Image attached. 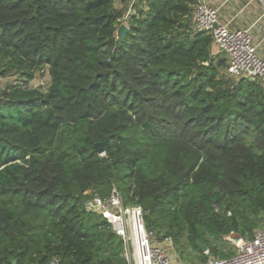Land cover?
Listing matches in <instances>:
<instances>
[{
	"label": "trees",
	"instance_id": "16d2710c",
	"mask_svg": "<svg viewBox=\"0 0 264 264\" xmlns=\"http://www.w3.org/2000/svg\"><path fill=\"white\" fill-rule=\"evenodd\" d=\"M196 3L0 0V77L17 78L0 92V264H128L84 205L113 189L202 264L264 227V88L226 74Z\"/></svg>",
	"mask_w": 264,
	"mask_h": 264
},
{
	"label": "built area",
	"instance_id": "2783aa9c",
	"mask_svg": "<svg viewBox=\"0 0 264 264\" xmlns=\"http://www.w3.org/2000/svg\"><path fill=\"white\" fill-rule=\"evenodd\" d=\"M192 22L194 31L210 34L213 46L224 54L226 74L264 88V59L256 53L251 28L228 29L219 22L217 11L203 1L194 6ZM84 205L88 212L99 214L121 239L123 257L128 264H172L170 239L156 241L154 235L145 229L140 207H124L116 190L113 189L104 200L92 196ZM226 240L235 247V253L224 259L211 258L206 264H264V227L255 231L249 240L231 237ZM203 252L207 254V251ZM47 264H59V260L52 257Z\"/></svg>",
	"mask_w": 264,
	"mask_h": 264
},
{
	"label": "crops",
	"instance_id": "0c3cea01",
	"mask_svg": "<svg viewBox=\"0 0 264 264\" xmlns=\"http://www.w3.org/2000/svg\"><path fill=\"white\" fill-rule=\"evenodd\" d=\"M205 2L215 9L218 20L230 30L250 29L252 43L257 55L264 59V0H197ZM212 53H216L215 46ZM214 49L215 52H214ZM172 248L169 256L172 264H183L178 260Z\"/></svg>",
	"mask_w": 264,
	"mask_h": 264
},
{
	"label": "rangeland",
	"instance_id": "374dc122",
	"mask_svg": "<svg viewBox=\"0 0 264 264\" xmlns=\"http://www.w3.org/2000/svg\"><path fill=\"white\" fill-rule=\"evenodd\" d=\"M130 2H131V0H125V2H123V3L121 2V0H115V7L121 8L122 5H124V4L128 6ZM116 37H117V33H116ZM215 50L216 49H214V52H215ZM213 54H215V53H213ZM16 79L17 78L15 76H8L5 78L0 77V92L2 90L6 89L7 86L13 85L14 83H16L17 82ZM47 83H48L47 75L45 73L37 72L34 79L29 82V87L40 88L41 90H45L47 87ZM170 247L174 251L172 245H170ZM226 249L227 248L225 247V250ZM174 253H175L177 259L178 260L180 259L181 263H183V264H202L200 262V260L198 259L199 255L190 249H185L181 255L175 251H174Z\"/></svg>",
	"mask_w": 264,
	"mask_h": 264
},
{
	"label": "water",
	"instance_id": "95a60500",
	"mask_svg": "<svg viewBox=\"0 0 264 264\" xmlns=\"http://www.w3.org/2000/svg\"><path fill=\"white\" fill-rule=\"evenodd\" d=\"M127 31V27L124 25V24H121L118 28V31H117V40L118 42H121L124 38V35ZM106 144V141L105 142H102V143H97L93 146V149L98 153V154H102L103 153V150H104V145ZM199 248L202 250V251H206V247L204 246H199Z\"/></svg>",
	"mask_w": 264,
	"mask_h": 264
}]
</instances>
